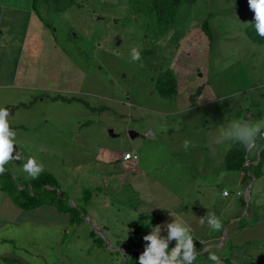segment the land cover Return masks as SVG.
Wrapping results in <instances>:
<instances>
[{
  "label": "rangeland",
  "instance_id": "374dc122",
  "mask_svg": "<svg viewBox=\"0 0 264 264\" xmlns=\"http://www.w3.org/2000/svg\"><path fill=\"white\" fill-rule=\"evenodd\" d=\"M3 1L19 7L21 34L30 27L21 79L40 72L35 88H0L12 155L23 156L0 175V264L137 263L153 227L181 221L199 241L213 230L200 224L209 213L222 223L213 234L243 229V264H264V139L251 150L215 143L234 120L264 121V44L245 33L247 0H195L184 31L173 24L179 38L160 36L149 0ZM166 69L178 84L169 99L155 89ZM240 157L254 166L238 168ZM28 158L48 176L40 189L23 171ZM230 247L193 264H214L210 254L242 264Z\"/></svg>",
  "mask_w": 264,
  "mask_h": 264
},
{
  "label": "clouds",
  "instance_id": "9594fccd",
  "mask_svg": "<svg viewBox=\"0 0 264 264\" xmlns=\"http://www.w3.org/2000/svg\"><path fill=\"white\" fill-rule=\"evenodd\" d=\"M249 9L254 13V29L256 34L264 38V0H247ZM141 59V53L137 48L131 50V60L133 62ZM9 111L0 108V175L5 173V164L10 161L21 160L22 153L16 152L13 156L15 132L10 131ZM215 143L229 145L239 144L245 150L257 148V140L264 139V121L255 123L249 120H234L227 127H221ZM189 141L185 140L183 147L189 146ZM23 171L32 179H36L43 171V165L38 164L34 158H28L23 165ZM224 195H227L225 191ZM207 222L209 228L220 230L221 220L214 214L209 213L200 218V224ZM162 228L167 231V236H161ZM175 241V246L170 250L168 245ZM143 241L147 242L144 252L138 258V264H193L198 252L194 247L193 236L189 226L181 221H172L164 225H157L151 229L150 234L143 236ZM209 259L214 264H223L220 257L210 254Z\"/></svg>",
  "mask_w": 264,
  "mask_h": 264
},
{
  "label": "crops",
  "instance_id": "0c3cea01",
  "mask_svg": "<svg viewBox=\"0 0 264 264\" xmlns=\"http://www.w3.org/2000/svg\"><path fill=\"white\" fill-rule=\"evenodd\" d=\"M17 8H19L17 5L14 6L9 3H5L3 0L0 1V88H9V87H17V83L19 85L22 83L21 89H25L26 87L29 88H35L32 87L34 84L39 81V70L38 68H33L35 70L34 73L27 75L26 78L23 80L21 79L20 74V67L23 64V52L24 47L27 48L28 44H31V39H28L30 27L26 26L23 34L20 33L18 27V20H21V18L18 16L21 11H19ZM18 14V15H17ZM31 13L26 14L27 19L30 18ZM27 25V24H25ZM21 34L22 44H20V47L14 50L12 44L13 40H16L17 37L16 34ZM35 44V41H34ZM17 52V54L15 53ZM9 57H15L14 59H11ZM14 60V67L12 61ZM11 63V67L9 64ZM35 65V64H34ZM24 66H29L26 62H24ZM12 68V69H11ZM38 74V76H37ZM20 75V76H19ZM30 80L28 82L27 80ZM41 80V79H40ZM130 161V160H127ZM16 212H21V208L15 207L14 208ZM23 211L21 212V214ZM253 221H257L256 219ZM207 226H205L202 230H207ZM214 230H208L206 238H201L199 240V244L203 245V249L201 252H199V255H203L204 252L213 251V249L216 250V253H219V251L225 247L226 243H230L231 247L229 250V255L234 257L233 262H238L243 264V260L247 257H250L252 255V251L250 248V244L247 243L245 246V243H242V245H236L238 243H234L235 238L238 236V232H242L243 229L235 230L233 228H230L228 226L227 231H225L224 235H222V232H217L216 234H213ZM195 233L197 231H194ZM220 233V234H219ZM216 243V244H214ZM206 247V248H205ZM238 247L241 249L239 253L233 252L235 248ZM264 249V247H263ZM222 254V253H221ZM222 256V255H220ZM239 260L241 262H239Z\"/></svg>",
  "mask_w": 264,
  "mask_h": 264
},
{
  "label": "trees",
  "instance_id": "16d2710c",
  "mask_svg": "<svg viewBox=\"0 0 264 264\" xmlns=\"http://www.w3.org/2000/svg\"><path fill=\"white\" fill-rule=\"evenodd\" d=\"M195 0H149L148 6L152 8V11L154 13L155 19L157 20L156 25H158L161 35H166L167 33L171 36L174 35L177 36L176 32L173 29V24L177 21H181L180 28L184 31V28L187 26V23L191 22L190 17L188 16V8L194 5ZM254 17L252 21L250 22V25L245 29V33L247 37L255 44L263 45L264 44V38L259 37L254 29ZM187 29H185L186 31ZM178 37V36H177ZM176 37V38H177ZM179 38V37H178ZM150 66H152L150 64ZM177 88L178 84L176 81V78L174 76V73L171 69H166L162 73L159 74V78L156 81L155 89L158 92L159 96L162 98H173L177 94ZM236 153V152H235ZM237 154V153H236ZM233 156V155H232ZM233 157H236L234 155ZM241 161L238 165V168H250L251 166H254L253 163H251L248 166H244L245 159L241 158ZM256 159L253 158L249 162L255 163ZM260 163V160L257 162V165ZM244 178V177H243ZM242 178V181H243ZM48 179L47 175H41L38 176L35 179V182L37 186H39V189L46 185L44 183ZM15 203L20 207L24 208L26 205L21 204L19 200L15 199ZM72 208H70L71 210ZM69 212V211H68ZM194 241V247L197 250V252L201 251L203 247L198 248L199 241L193 237ZM174 246H168L169 250ZM209 254L208 252H204L202 256H207ZM135 256H138V254H135ZM201 255H197V257H200ZM218 256V255H217ZM131 264H138V262H132Z\"/></svg>",
  "mask_w": 264,
  "mask_h": 264
},
{
  "label": "water",
  "instance_id": "95a60500",
  "mask_svg": "<svg viewBox=\"0 0 264 264\" xmlns=\"http://www.w3.org/2000/svg\"><path fill=\"white\" fill-rule=\"evenodd\" d=\"M109 132V134H110V136H114V134H113V132H112V130H109L108 131ZM128 135H129V137L131 138V139H134V138H136L137 136H138V134L136 133V132H134V131H128ZM249 194V193H248ZM226 234V233H225ZM106 240V239H105Z\"/></svg>",
  "mask_w": 264,
  "mask_h": 264
},
{
  "label": "built area",
  "instance_id": "2783aa9c",
  "mask_svg": "<svg viewBox=\"0 0 264 264\" xmlns=\"http://www.w3.org/2000/svg\"><path fill=\"white\" fill-rule=\"evenodd\" d=\"M122 159L124 161H127V160H132V153H126L125 155H123ZM224 194V193H223Z\"/></svg>",
  "mask_w": 264,
  "mask_h": 264
}]
</instances>
